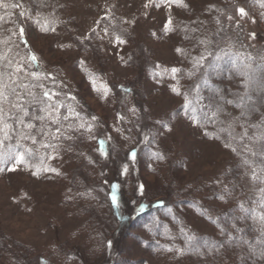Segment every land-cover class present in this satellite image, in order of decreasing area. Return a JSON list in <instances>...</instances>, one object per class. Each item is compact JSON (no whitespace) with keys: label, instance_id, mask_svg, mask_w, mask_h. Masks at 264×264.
<instances>
[{"label":"rangeland","instance_id":"374dc122","mask_svg":"<svg viewBox=\"0 0 264 264\" xmlns=\"http://www.w3.org/2000/svg\"><path fill=\"white\" fill-rule=\"evenodd\" d=\"M0 129V264H264V0H0Z\"/></svg>","mask_w":264,"mask_h":264},{"label":"trees","instance_id":"16d2710c","mask_svg":"<svg viewBox=\"0 0 264 264\" xmlns=\"http://www.w3.org/2000/svg\"><path fill=\"white\" fill-rule=\"evenodd\" d=\"M97 148L99 149V148H103V146H104V141L101 139H97ZM120 187V186H119ZM111 195V196H110ZM109 196H110V198H109ZM109 196H108V199H109V202H110V204L111 205H113V207L114 208H116V209H121V200L122 199H120V196H121V193H120V191L118 190L117 191V189H112L111 190V192L109 193ZM113 200H114V202H113ZM164 204V203H163ZM163 204H159L158 206L160 207V206H163ZM154 205V204H153ZM115 209V210H116ZM121 212V210L120 211H118L117 212V214L118 213H120ZM119 219H120V223H124V222H126L127 220H128V218H129V214H128V212H124V213H122V214H120L119 215ZM109 242H111L110 240H108L107 241V246L108 247H111L112 246V243H111V246H109Z\"/></svg>","mask_w":264,"mask_h":264},{"label":"snow or ice","instance_id":"6c2138e0","mask_svg":"<svg viewBox=\"0 0 264 264\" xmlns=\"http://www.w3.org/2000/svg\"><path fill=\"white\" fill-rule=\"evenodd\" d=\"M238 11L239 12H245L246 10L243 9V8H241V9H238ZM0 131H2V129H0ZM4 155H5L4 153L0 152V160L3 159ZM133 159H135V156H133ZM12 170H15V169H12ZM144 190H145V186L141 183L139 185L138 194L142 196L144 194ZM160 203L163 204L162 201ZM140 209H141V211H143L144 210V205H140ZM169 211H171V209H169ZM109 246H111V242H109ZM166 250L167 251H172V248L171 247H168Z\"/></svg>","mask_w":264,"mask_h":264}]
</instances>
